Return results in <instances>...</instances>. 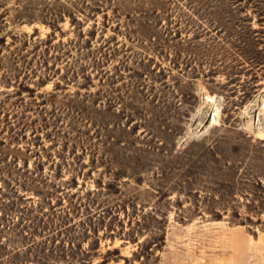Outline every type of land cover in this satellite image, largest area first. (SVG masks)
Returning <instances> with one entry per match:
<instances>
[{
    "label": "rangeland",
    "instance_id": "1",
    "mask_svg": "<svg viewBox=\"0 0 264 264\" xmlns=\"http://www.w3.org/2000/svg\"><path fill=\"white\" fill-rule=\"evenodd\" d=\"M198 241L264 264V0H0V264Z\"/></svg>",
    "mask_w": 264,
    "mask_h": 264
},
{
    "label": "crops",
    "instance_id": "2",
    "mask_svg": "<svg viewBox=\"0 0 264 264\" xmlns=\"http://www.w3.org/2000/svg\"><path fill=\"white\" fill-rule=\"evenodd\" d=\"M231 231L232 237L233 235H237L234 234L233 230ZM230 244V247L223 253L225 256L222 257L224 260H221V262L225 264H233V262H235L236 264L238 262V246L233 243ZM205 246V243L201 241L194 242L191 247H189V250L183 251V257L174 258V260H186L185 263L187 262V264H208V260H212L213 258L211 256L207 258V255H203V252H206V250L203 249ZM187 253L190 254L187 256Z\"/></svg>",
    "mask_w": 264,
    "mask_h": 264
},
{
    "label": "bare ground",
    "instance_id": "3",
    "mask_svg": "<svg viewBox=\"0 0 264 264\" xmlns=\"http://www.w3.org/2000/svg\"><path fill=\"white\" fill-rule=\"evenodd\" d=\"M214 118V117H213ZM213 121V120H212ZM207 123V122H206Z\"/></svg>",
    "mask_w": 264,
    "mask_h": 264
}]
</instances>
